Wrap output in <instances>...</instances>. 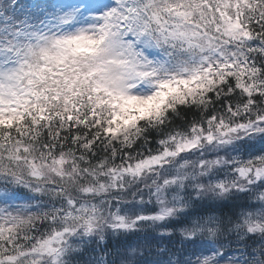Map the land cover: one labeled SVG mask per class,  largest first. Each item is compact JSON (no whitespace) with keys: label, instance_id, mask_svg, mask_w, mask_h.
I'll use <instances>...</instances> for the list:
<instances>
[{"label":"snow or ice","instance_id":"6c2138e0","mask_svg":"<svg viewBox=\"0 0 264 264\" xmlns=\"http://www.w3.org/2000/svg\"><path fill=\"white\" fill-rule=\"evenodd\" d=\"M0 264H264V0H0Z\"/></svg>","mask_w":264,"mask_h":264}]
</instances>
